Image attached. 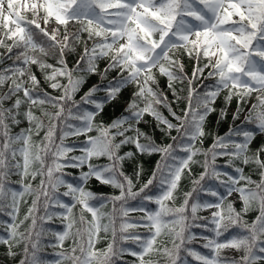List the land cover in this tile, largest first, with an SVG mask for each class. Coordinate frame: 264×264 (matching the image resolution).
<instances>
[{
  "label": "snow or ice",
  "instance_id": "1",
  "mask_svg": "<svg viewBox=\"0 0 264 264\" xmlns=\"http://www.w3.org/2000/svg\"><path fill=\"white\" fill-rule=\"evenodd\" d=\"M70 22L79 28L69 32ZM85 32L93 40L91 47L81 40ZM79 43L84 44L83 52L69 67L66 57L76 51ZM0 47L6 49L0 55V64L11 60L0 68V89L7 86V91L0 92V213L12 218L11 223L0 221V227L7 232L6 237L0 236V245L7 246V257L21 255L18 264H46L40 255L45 229L37 230V219H52L49 208L54 201L62 210L58 215L67 221L63 232L54 233L57 243L62 246L69 236L74 242L70 253L58 255L71 264H128L122 259L125 253L136 258L133 264H161L153 257L166 258V264H188L187 259L182 260L181 250L198 264H264V142L252 152L250 145L256 133L230 128L227 134L216 136L207 150L195 147L198 140L202 143L205 119L215 111L212 105L225 89L226 104L233 96L243 101L259 93L258 103L252 105L244 123H254L264 133V0H0ZM181 49L189 56L195 52L197 62L201 56L207 58L203 67L198 63L192 70L191 78L183 63L171 54ZM102 57H107L109 63L99 73L96 61ZM32 66L40 70L49 88L60 90L59 95L53 96L41 86ZM204 68L211 69L208 76L216 77V81L211 88L203 85L205 91L200 92L193 87V81ZM113 69L118 70L119 78L95 84L79 101L74 99L85 82L84 74H100L103 79ZM153 69L167 77L176 101L182 98L174 82L187 80V96L183 98L187 103L182 113L173 109V102L164 92L151 87L156 83ZM132 83L136 90L127 102L126 114L108 124L102 120L97 123L105 105ZM101 90L103 96L95 95ZM6 101L11 103L5 106ZM22 105L27 106L23 112ZM85 105H91L92 110ZM161 106L176 123L159 110ZM48 107L54 111H48ZM33 108L41 114L37 116ZM241 111L238 104L233 120ZM145 114L154 118L157 127L163 126L162 133L170 136L173 129L177 132L170 136L171 143H157L140 130L138 125ZM226 115L222 109L221 118ZM22 119L28 121L29 127L13 133L12 128ZM43 129V139L34 143L33 135ZM93 131L96 135H89ZM69 136L85 137L80 155H68L74 151L65 143ZM128 144L141 155L160 154L150 178L138 190H134V179L139 181L142 165H137L134 177L123 171V161L134 156L132 151L120 154L122 146ZM197 156L203 160H196ZM221 156L228 157L229 167L235 161L254 165L259 179L253 180L238 166L235 172L239 175L221 173L216 163ZM102 157L108 163H93ZM194 164H201L203 171L192 180L191 190L183 193L182 203L175 206L181 179L186 173L193 174ZM68 166L86 167L87 171L82 170L77 182L71 183L64 178L63 169ZM11 175L20 177V190L9 186ZM29 177H39V184L34 187L25 182ZM92 179L119 189V195L106 196L86 189ZM212 181L217 183L213 185ZM61 186L67 189L62 193L70 198L67 203L58 198ZM234 193L242 204L239 210L229 199ZM26 195L34 198L23 218L18 219ZM138 199L137 207L129 206V201ZM109 202L112 211L106 213ZM150 204L157 207L153 210ZM77 206L78 217L73 211ZM41 208L44 216L37 217ZM201 209L214 210L210 217H200L197 213ZM135 211L143 213L136 222L123 219ZM85 212L91 214L90 220ZM250 212L256 213L251 221L245 219ZM117 213L121 218L118 225ZM105 218L108 223H103ZM27 221L31 223L21 231ZM137 227L146 232L129 231ZM193 227L212 234L202 236V247L209 250L208 255L191 247L198 239ZM109 228L112 242L102 251L94 250L98 234ZM162 236L171 237V248L159 239ZM127 242L135 248L126 246ZM21 244V253L13 251ZM225 250L230 254H224Z\"/></svg>",
  "mask_w": 264,
  "mask_h": 264
},
{
  "label": "trees",
  "instance_id": "2",
  "mask_svg": "<svg viewBox=\"0 0 264 264\" xmlns=\"http://www.w3.org/2000/svg\"><path fill=\"white\" fill-rule=\"evenodd\" d=\"M29 18H31L29 16ZM54 23V21L50 22ZM79 28L78 24L71 23L68 25V31L69 32H74ZM61 32L63 33V26H61ZM82 41H87V44L89 47H91L93 40L88 39V34L85 32L81 36ZM6 43L10 44L11 41L8 40ZM84 44L79 43L76 45V51L73 53H70L66 59L68 61V66L73 67L75 64V61L79 58V55L83 52ZM6 49L4 47H0V55L5 54ZM173 55L174 59H179L181 63L184 65V71L186 75L191 78L192 76V70L197 67V64L199 63L200 67H203L204 64H206L207 58H204L201 56L199 62H197L196 57H195V52H193L192 56H189L187 52L181 50H173L171 53ZM43 59H46L48 63L55 64L56 61L51 58H45L42 57ZM11 60H5L3 64H0V68L6 66L7 64H10ZM109 63V59L107 57H102L99 60L96 61V64L98 66L99 73H102L104 68L107 67ZM32 71L37 74L38 79L41 81V86L49 92L53 96H57L60 94V90H53L48 87L47 83L44 82L43 79V74L40 72V70L36 66H32ZM211 71L210 68H204L203 74L200 75L197 79L193 81V87H195L198 91L203 92L205 91V88L202 87L203 85H207L209 88H211L212 85L215 84L216 77H209L208 73ZM153 73L156 77V83L151 84V87H153L154 90L162 91L164 92L168 100L172 103L173 109L177 111V113H182V110L185 108L187 101L183 99L184 97L187 96V89H188V84L187 80L184 82L180 81H175L174 82V88L176 89L177 94L182 98L179 101H176L175 97L173 96L172 90L168 88V80L167 77L160 75L158 69H153ZM85 75V82L83 85H81L79 91L75 94L74 99L76 101L80 100V97L84 95L85 92L88 91L89 88H91L95 84H107L109 81L114 80L115 78H119L120 73L118 70H110L106 73L104 78L102 79L100 74H84ZM61 83H66V80L61 79ZM136 90V85L134 83L126 85L124 88H122L121 93L117 97L116 100H113L112 102L108 103L105 105L104 112L100 113V115L96 118V122L99 123L101 120L105 123H111L112 119L117 118L120 116L122 113H125V108L127 107V102H130L132 100V93ZM7 91V86H5L3 89H0V92ZM228 90H222L219 96L216 98L215 103L212 105V107L215 109V111L209 113V115L206 117L205 122H204V131H205V136L202 137V143L200 140L196 142L195 147L201 149V151L207 150L208 148L211 147L213 140L216 136H223L229 132L230 128H243L247 130H252L256 133V138L253 139L250 149L252 152H254L257 148H259L260 144L264 142V133H260L256 128L255 124H246L244 123L245 116L248 115L249 110L251 109L253 104H257V95L258 93L254 92L250 96H247L243 101H240L237 96H233L232 100L230 103H225L224 97L227 95ZM105 93L103 90L97 92L95 95L97 96H103ZM22 95V94H21ZM11 103V101H6V105L8 106ZM238 104L242 107L241 114L238 119L233 120V114L235 113ZM143 104L141 103V107ZM26 105H22L21 107V112L26 110ZM89 110H92L91 105H85ZM225 109L227 112V115L221 118V110ZM48 111H54L51 107H48ZM159 110L166 116L168 119L172 120L173 123H176V121L169 115L168 110L164 107H160ZM259 110V109H257ZM34 113L39 116L41 114L40 110L38 108H33ZM48 121L45 119V124H47ZM29 124L27 120H23L22 122L14 126L12 128L13 133H17L20 131L21 128H28ZM140 130L149 136H151L153 139L156 140L157 143H171L170 136H176L177 132L173 129L170 133V136L166 133H162L160 131V127H163L162 125L160 127H157L156 121L154 118L148 114H145L143 121L138 125ZM46 129H43L39 132L38 135L34 134L33 135V142L36 144H39L41 140L43 139L44 133ZM131 135V133H129ZM89 135H96V132L93 131L89 133ZM59 132H57V143H59ZM85 137L84 136H69L66 140L65 143L74 148V151L69 153L68 155H80V147L82 146V142L84 141ZM240 139V138H238ZM141 142H144L143 140ZM132 151L134 153V156L132 158L126 159L123 161V171L125 172L126 175L134 177V172L137 167V165H142L143 171L141 173V176L139 178V181L134 179V190H138L139 187L145 183L151 176L152 171L156 167V162L160 160V154L155 153L152 155L144 154L141 155L140 153L136 152L134 145L128 144L122 146L120 150V154L123 155L125 152ZM264 159V156L261 157ZM196 160L202 161L203 157L202 156H197L195 157ZM49 163L51 161H48ZM93 163H99V164H105L108 163L106 158H100L99 160L94 159ZM217 166L221 173L223 172H228L231 175H239L238 173L235 172V167H242L244 169V174L245 175H251L253 180H258V170L255 168L254 165H243L239 161H235L231 167L228 166V157L226 156H221L217 158ZM38 167V165H36ZM193 168V174L188 175L187 173L183 175L179 188L177 192L175 193L176 195V201H175V206H179L182 201H183V193L186 191L191 190L193 187L192 185V180L197 178L199 173L203 171V168L201 167V164H194L192 165ZM87 171V168L85 167L84 169H79V168H73L71 166L65 167L63 169L65 176L64 178L71 182V183H76L77 180L76 178L80 176L81 171ZM224 177L222 176V179ZM20 180V177L18 175H11L9 177L10 184L9 186L16 189L20 190V184L18 181ZM25 182H30L34 187L37 186L40 182V178L37 177L35 180H32L30 177L25 181ZM213 185H215L217 182L212 181L210 182ZM85 188L88 190L93 191L94 193H103L106 196H111V195H119V189H115L111 187L110 185H101L98 181H95L94 179L89 180L88 183L85 185ZM66 187L61 186L58 189V198L62 200L63 202L67 203L69 202L70 198L69 197H64L62 193L66 191ZM220 191H223L221 188ZM34 197L31 195H26L24 197V200L26 203L22 202L20 205V211L18 213V219H22L24 214L27 211V208L31 205V201ZM205 199H208L210 201H215V198L205 196ZM140 201L134 200V201H129V206L130 207H137L139 205ZM119 207V205H117ZM149 207L151 209H155L157 206L155 204H150ZM236 207L239 210L240 207H242L241 202L238 200L236 203ZM62 211L58 205L54 203V201L51 203L49 212L52 214V219H47L45 218L43 221H41L39 218L37 219V230H39L41 227L45 229L44 234L41 238V258L46 262V264H55L56 261H60V264H71L70 261L66 259H61V257L58 255L60 252H67L70 253L71 248L74 246L73 238L69 236L63 241V245L60 246L57 243L56 237L54 233L57 232H63L65 230V224L67 221H63L61 217L58 215V213ZM74 214L78 217L79 216V206H77L74 210ZM104 211L106 213H111L112 211V204L109 202ZM254 212H250L245 219H248L251 221L255 217ZM143 213L139 211L135 212H130L127 218V221L129 223H134L136 220L141 217ZM198 216L200 217H210L211 213H205L203 209L199 210L197 213ZM44 216V211L41 210L38 211L37 217H42ZM118 219H117V225L120 222V217L119 213H117ZM85 217L86 219L90 220L91 219V214L85 212ZM0 221H4L7 223L12 222V218L8 216L6 213H0ZM31 221H27L24 226L21 227V231L24 230L25 227L30 224ZM103 223H108V219L105 218L103 220ZM75 227H80L79 223L76 224ZM75 229H73L74 231ZM129 231H135V232H146V229L143 227H137L135 229H129ZM192 231L197 234V236H204V235H209L211 236L212 234L205 229L198 228V227H193ZM227 235V234H226ZM0 236L6 237L7 232L4 230L3 227H0ZM162 242L166 243L169 248L172 247L171 243V237L167 236H162L159 238ZM112 242V233H111V228H109L108 232L101 231L98 234V237L94 240V250H104L107 248V245ZM179 243V241H177ZM203 244L193 241L191 247H193L195 250L200 251L202 254L208 255L209 250L205 249L202 247ZM129 247L135 248V245H132L131 242H127V245ZM23 245L21 244L19 247H14L13 251L17 253L22 252ZM7 246L5 245H0V264H18V261L22 258L21 255H17L15 258H9L7 257ZM79 255V252L76 253ZM180 256L183 259H187L188 264H198L197 261L194 260L191 256H188L186 252L181 250ZM124 261H127L128 264H133L134 261H136V258L131 256L128 253H125L124 256L122 257ZM153 259H159L161 261V264H166V258L164 257H153ZM117 264H120L118 261Z\"/></svg>",
  "mask_w": 264,
  "mask_h": 264
},
{
  "label": "rangeland",
  "instance_id": "3",
  "mask_svg": "<svg viewBox=\"0 0 264 264\" xmlns=\"http://www.w3.org/2000/svg\"><path fill=\"white\" fill-rule=\"evenodd\" d=\"M62 33V32H61ZM155 38H158V36H156ZM229 199L230 200H233V202L235 203V206H236V202L239 200L238 199V194H233V197H229ZM214 209H206V212H208V211H213ZM198 240H200V241H202L201 239H198ZM202 242H204V241H202ZM225 254H230V252H229V250H225V252H224Z\"/></svg>",
  "mask_w": 264,
  "mask_h": 264
}]
</instances>
